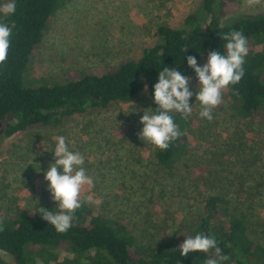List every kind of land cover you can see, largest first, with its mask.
Here are the masks:
<instances>
[{
	"label": "rangeland",
	"instance_id": "374dc122",
	"mask_svg": "<svg viewBox=\"0 0 264 264\" xmlns=\"http://www.w3.org/2000/svg\"><path fill=\"white\" fill-rule=\"evenodd\" d=\"M201 3L66 0L51 16L24 81L62 82L67 76L100 73L136 59L158 42L160 25L177 28L191 12L207 22ZM259 13H264V0L251 7L246 0H226L221 20ZM207 58L203 55L202 61ZM197 86L191 78L190 90L195 93ZM189 102L193 110L185 118L186 153L171 166L160 164L158 148L138 138L143 110L152 112L145 88L128 102L91 107L56 126L0 135V219L56 205L44 175L55 160L56 137L64 136L70 150L84 155V167L95 180L82 195L91 194L99 203L85 205L125 224L138 242L171 241L188 234L204 215L208 198L218 196L226 208L225 220L241 216L250 238L264 244V116H240L228 88L211 121L199 116L195 95ZM4 125L1 121L0 132Z\"/></svg>",
	"mask_w": 264,
	"mask_h": 264
},
{
	"label": "trees",
	"instance_id": "16d2710c",
	"mask_svg": "<svg viewBox=\"0 0 264 264\" xmlns=\"http://www.w3.org/2000/svg\"><path fill=\"white\" fill-rule=\"evenodd\" d=\"M66 0H15V13L0 16L13 32L8 58L0 64V135L9 137L33 127L56 126L73 114L91 107H105L116 101L132 100L145 86L152 111L153 85L165 66L175 68L198 82L187 56L196 57L212 50L224 52L222 35L242 31L248 40L245 74L228 91L236 112L243 117L264 116V13L239 15L222 23L226 0H202L203 22L197 12L187 14L177 28L160 25L158 42L142 50L136 59H125L100 73L84 72L67 76L62 82L26 84L24 74L30 57L39 46L53 13ZM189 47L183 53L182 49ZM263 114V115H262ZM182 133L170 147L156 150L158 162L171 166L186 153L185 117L173 114ZM58 212L56 205L45 207ZM39 208L22 210L3 220L0 231V264H204L212 253L191 252L181 256L178 249L185 235L171 241H137L125 224L108 219L83 205L75 213L72 227L58 233L42 218ZM226 208L218 196H211L205 213L188 235L215 234L218 246L230 259L224 264H264V244L248 235L245 220L233 215L225 220Z\"/></svg>",
	"mask_w": 264,
	"mask_h": 264
},
{
	"label": "clouds",
	"instance_id": "9594fccd",
	"mask_svg": "<svg viewBox=\"0 0 264 264\" xmlns=\"http://www.w3.org/2000/svg\"><path fill=\"white\" fill-rule=\"evenodd\" d=\"M259 3L260 0H246L249 7ZM15 10V0H6L0 4V14L4 16L15 13ZM12 32L13 25L10 27L7 23L0 22V64L8 58ZM222 39L225 41L224 52L210 51L207 62L202 66L198 64L195 56H187V64L194 70L198 80L199 90L196 88L195 93L189 87L191 77L168 66L159 71L152 95L157 107L152 112L143 110L144 114L139 121L143 127L137 134L140 140L153 144L161 151L167 150L182 135L173 114L178 113L185 118L190 116L193 109L189 101L193 95L200 105L199 116L208 121L214 118L213 109L221 104L223 91L229 85L238 84L243 78L245 58L249 51L247 37L242 31L232 30L223 34ZM188 48L184 47L183 53ZM52 151L55 160L49 163L44 178L49 182L48 190L59 211L53 212L41 207L39 212L58 233H66L72 227L78 209L86 203L98 204L99 201L91 194L82 195L85 186L92 188L95 185L94 177L84 167V155L70 150L64 136L56 137ZM3 230V220L0 219V231ZM184 235L186 238L178 248L181 256L186 257L191 252L212 253L205 259L204 264H224L230 259L218 246L215 234L198 232L195 235Z\"/></svg>",
	"mask_w": 264,
	"mask_h": 264
}]
</instances>
